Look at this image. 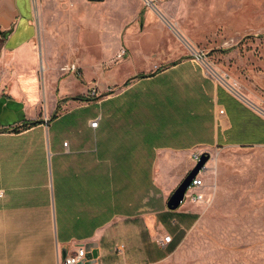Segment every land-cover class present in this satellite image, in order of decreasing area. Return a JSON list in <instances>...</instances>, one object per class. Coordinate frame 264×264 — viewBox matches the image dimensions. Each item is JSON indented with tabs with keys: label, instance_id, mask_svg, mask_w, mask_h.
<instances>
[{
	"label": "crops",
	"instance_id": "1",
	"mask_svg": "<svg viewBox=\"0 0 264 264\" xmlns=\"http://www.w3.org/2000/svg\"><path fill=\"white\" fill-rule=\"evenodd\" d=\"M59 1L0 4V264L78 248L95 264L159 261L201 213L167 208L192 156L264 146V117L196 59L235 9L189 11L175 34L142 0Z\"/></svg>",
	"mask_w": 264,
	"mask_h": 264
},
{
	"label": "rangeland",
	"instance_id": "2",
	"mask_svg": "<svg viewBox=\"0 0 264 264\" xmlns=\"http://www.w3.org/2000/svg\"><path fill=\"white\" fill-rule=\"evenodd\" d=\"M142 1L144 7L166 9L175 34V22L188 25L189 11L212 9L215 19H223L221 9H235L227 28L215 27V37L199 48L201 63L220 81L236 86L237 97L264 117V0ZM59 2L67 9L65 0ZM180 11L185 16L173 19ZM228 32H236L238 39L228 41ZM175 34L176 46L186 51ZM201 177L204 201L195 225L163 259L140 264H264V146L219 148L210 153Z\"/></svg>",
	"mask_w": 264,
	"mask_h": 264
},
{
	"label": "built area",
	"instance_id": "3",
	"mask_svg": "<svg viewBox=\"0 0 264 264\" xmlns=\"http://www.w3.org/2000/svg\"><path fill=\"white\" fill-rule=\"evenodd\" d=\"M124 55V52L122 51L121 54L119 55V58H121ZM196 59L198 62H202L203 61V55L202 53H198L196 56ZM71 71H75L76 67L72 66L70 67ZM224 82V80H221ZM225 83V82H224ZM226 84V83H225ZM226 86H228V84H226ZM228 88L234 93V94H238V90L236 88V86H228ZM98 122L95 120L93 121L90 126L92 128H96L97 127ZM201 154H194L192 156V160L194 165H196V163L199 161ZM205 170V167L200 171V173L192 180L190 186L188 187L184 198L182 200V202L180 203V205H183L185 202H190L193 204H201L204 201V194L202 192V188H203V180L201 177L202 172ZM2 196V193L0 192V197ZM172 241V237L171 236H165L161 239L158 240V243L160 246L165 247L167 244H169ZM86 250L84 248H78L75 252H73L71 255L66 256L60 263L58 264H85L87 262L86 260Z\"/></svg>",
	"mask_w": 264,
	"mask_h": 264
},
{
	"label": "water",
	"instance_id": "4",
	"mask_svg": "<svg viewBox=\"0 0 264 264\" xmlns=\"http://www.w3.org/2000/svg\"><path fill=\"white\" fill-rule=\"evenodd\" d=\"M89 2H102L104 0H87ZM210 159L209 153H202L199 161L194 165V167L188 172L184 179L180 182L177 188L171 193L168 198L167 208L170 211H175L180 207L184 195L190 186L192 180L200 173V171L205 167L206 163ZM87 262L85 264H95L97 258L96 255L91 257H86ZM82 264V263H81Z\"/></svg>",
	"mask_w": 264,
	"mask_h": 264
},
{
	"label": "trees",
	"instance_id": "5",
	"mask_svg": "<svg viewBox=\"0 0 264 264\" xmlns=\"http://www.w3.org/2000/svg\"><path fill=\"white\" fill-rule=\"evenodd\" d=\"M36 123H37V122H32V123L29 122V123H25V124H24V127H27V126H30V125H33V124H36Z\"/></svg>",
	"mask_w": 264,
	"mask_h": 264
}]
</instances>
